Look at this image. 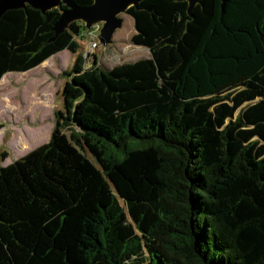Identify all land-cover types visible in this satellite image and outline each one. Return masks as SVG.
<instances>
[{
    "label": "trees",
    "instance_id": "1",
    "mask_svg": "<svg viewBox=\"0 0 264 264\" xmlns=\"http://www.w3.org/2000/svg\"><path fill=\"white\" fill-rule=\"evenodd\" d=\"M128 11L149 57L78 53L48 141L0 164V264H264V0ZM58 17L0 14V79L77 52Z\"/></svg>",
    "mask_w": 264,
    "mask_h": 264
},
{
    "label": "rangeland",
    "instance_id": "2",
    "mask_svg": "<svg viewBox=\"0 0 264 264\" xmlns=\"http://www.w3.org/2000/svg\"><path fill=\"white\" fill-rule=\"evenodd\" d=\"M122 17V26L115 31L111 43H98L102 26L99 21L74 38L79 45L76 53L64 49L31 70L9 72L0 79V151L6 153L0 159L1 165L48 141L54 111L63 109L61 92L67 80L63 71L71 68L78 53L84 57V66L90 53L97 56L103 67L149 57L146 47L131 42L135 32L133 18L125 13ZM62 130L70 133L69 127ZM86 155L95 163L89 153Z\"/></svg>",
    "mask_w": 264,
    "mask_h": 264
},
{
    "label": "water",
    "instance_id": "3",
    "mask_svg": "<svg viewBox=\"0 0 264 264\" xmlns=\"http://www.w3.org/2000/svg\"><path fill=\"white\" fill-rule=\"evenodd\" d=\"M138 0H92L89 4H78L74 0H0V14L10 8L23 7L26 4L45 12L51 8L59 9V17L54 22L55 35L63 32L75 20H80L86 28L93 23L102 22L98 43L106 45L112 42L115 31L122 26V14H129L128 8L136 6ZM192 8L199 0H186ZM65 5V8L62 7ZM96 56L90 53L85 68L94 64ZM72 76L68 79L72 81Z\"/></svg>",
    "mask_w": 264,
    "mask_h": 264
},
{
    "label": "crops",
    "instance_id": "4",
    "mask_svg": "<svg viewBox=\"0 0 264 264\" xmlns=\"http://www.w3.org/2000/svg\"><path fill=\"white\" fill-rule=\"evenodd\" d=\"M49 59V58H48ZM46 61V60H45ZM43 63V62H42Z\"/></svg>",
    "mask_w": 264,
    "mask_h": 264
}]
</instances>
